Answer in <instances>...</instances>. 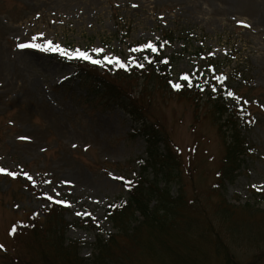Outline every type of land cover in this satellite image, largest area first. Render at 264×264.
<instances>
[{
	"label": "rangeland",
	"instance_id": "obj_1",
	"mask_svg": "<svg viewBox=\"0 0 264 264\" xmlns=\"http://www.w3.org/2000/svg\"><path fill=\"white\" fill-rule=\"evenodd\" d=\"M169 32L174 40L164 54L176 57L172 89L152 82L146 92L153 90L151 118L165 128L180 157L171 192L191 206L181 209L189 215L180 222V245L168 242L179 257L153 239L150 250L158 261L123 238L120 264H129L125 255L138 264H231L223 251L217 254L216 242L228 247L232 264L264 254V0H0V168L6 170L0 173V264H12L6 249L28 255L26 230L25 237L20 233L27 227L25 210L56 200L65 202L58 204L70 223L89 218L87 213L97 220L98 229L72 225L66 233L92 260L97 235L108 239L116 230L109 205L128 195L118 178L134 180L135 160L146 156L145 137L130 115L94 100L58 51L18 45L50 40L87 51L113 69L118 65L105 57L129 62V70L143 60L147 44ZM143 86L141 78L135 93ZM183 87L186 93L178 91ZM221 88L239 97L228 95L231 102L247 105L252 120L244 132L253 149L233 181L221 179L225 147L207 114L208 93ZM185 244L195 258L183 254Z\"/></svg>",
	"mask_w": 264,
	"mask_h": 264
},
{
	"label": "trees",
	"instance_id": "obj_2",
	"mask_svg": "<svg viewBox=\"0 0 264 264\" xmlns=\"http://www.w3.org/2000/svg\"><path fill=\"white\" fill-rule=\"evenodd\" d=\"M173 40V33H165L164 39L154 44L157 50L147 49L139 65L133 63L129 71L119 66L112 69L104 63L91 65L83 60L75 62V75L93 95L94 100L105 106L118 105L131 116L138 132L145 137L146 156L135 160L139 170L133 182L126 185L127 180H122L128 188V196L115 200L107 210V216L116 230L108 239L101 234L97 235L92 244L95 251L92 260L81 255V242L69 239L66 233L72 225L98 229L99 225L96 219H93L94 216L70 223L64 218V209L53 204L50 208L42 210H25L27 227L20 229V233H24L25 237L26 230V239L23 238L22 245L28 249V255L24 258L19 253L12 255L7 251V259L12 264H120L126 250L122 244L123 238L129 240L133 247L140 248L143 253H149L151 258H157L152 253L153 239L163 248L167 244V251L179 257L168 242L173 241L180 245V222L189 215L182 213L181 209H184L183 206L190 208L191 204L182 195L175 197L171 192L170 184L181 172V161L178 150L165 128L151 118L149 102L153 97V90L146 92L152 82L157 89L171 90L170 74L176 57L166 56L164 49ZM59 59L67 63L74 62V59L69 60L66 56ZM137 73L141 74V77L134 82L135 77H139ZM141 78L144 86L135 93ZM208 94L207 114L217 125L225 147L221 160V179L233 181L245 156L252 149L244 134V129H248L252 122L248 114L249 109L242 103L231 102L228 93L222 88ZM262 194L264 197V191ZM243 207L252 209L250 203ZM187 230L191 232L190 229ZM183 247L190 246L185 244ZM215 247L218 255L223 251L227 254L228 263H234L235 259L231 257L226 245L216 242ZM187 250L186 248V252L182 253H186L189 260L191 257L195 258V253L188 254ZM125 259L129 264H138V258L131 259V256L125 255ZM263 259L264 254L258 253L246 264H261ZM195 263L197 262L191 259V262L185 264ZM204 263L205 260H202L198 264Z\"/></svg>",
	"mask_w": 264,
	"mask_h": 264
},
{
	"label": "snow or ice",
	"instance_id": "obj_3",
	"mask_svg": "<svg viewBox=\"0 0 264 264\" xmlns=\"http://www.w3.org/2000/svg\"><path fill=\"white\" fill-rule=\"evenodd\" d=\"M242 24V26L244 27H249V25L247 24H244V22H240ZM20 48H35V49H38V50H41V51H58L61 55H64L66 56L67 59L69 60H72V59H77V60H83V61H87V62H90L92 64H96V65H102L103 64V61L102 60H99V59H94L92 57V55L87 52V51H82V50H79V49H76L74 51H69L67 49H64L62 48L60 45L58 44H53L52 41H47L46 44H38V43H21L18 45ZM146 47L152 49L153 51H156V46L149 43L146 45ZM96 52H102L103 49H96L94 50ZM108 63H111V64H114V65H118L119 67L121 68H125L126 65L120 61L118 58H115V57H112V58H109V57H105L104 58ZM184 80H188L189 77L187 75H185L183 77ZM216 79L218 81H223L224 79H226V77H221V76H217ZM174 87L176 88H180L181 85L179 84H175ZM215 91V89H213ZM228 95L230 97H233L234 99L236 100H239V97L235 96L234 93H232L231 91L228 92ZM245 103H247V101H245ZM6 170L3 169V168H0V173H3L5 172ZM7 175H10V176H16L17 174L16 173H12V172H7ZM25 175L27 176V174L25 173ZM28 179L31 180L32 177L31 176H28ZM118 179H122V178H118ZM132 182L131 181H126V185L127 184H131ZM49 200H53V197L49 196L48 197ZM56 203H65L64 201H61V200H56L54 201ZM78 215H80L81 213H77ZM87 215L91 216L92 214L91 213H87ZM93 219H95V217H93ZM15 228L12 229V232L13 234L15 233ZM0 249H3V245H0Z\"/></svg>",
	"mask_w": 264,
	"mask_h": 264
}]
</instances>
